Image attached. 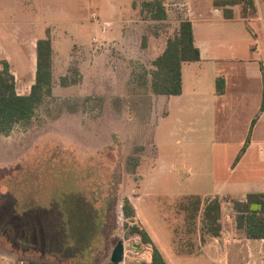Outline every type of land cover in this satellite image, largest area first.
<instances>
[{
    "label": "rangeland",
    "instance_id": "rangeland-1",
    "mask_svg": "<svg viewBox=\"0 0 264 264\" xmlns=\"http://www.w3.org/2000/svg\"><path fill=\"white\" fill-rule=\"evenodd\" d=\"M180 1L0 0V45L10 61L22 64L19 54L29 58L31 46L36 57V35L48 32L54 52L52 96L27 126L0 135L1 256L113 264L121 243V262L136 264L125 252L139 226L174 264L182 256H171V246L185 251L200 237L192 231L202 228L195 199L181 196L212 190L214 137L190 134L186 109L159 123L166 98L145 84L188 20ZM128 8L133 16L125 15ZM163 8L167 18L155 20ZM10 35L24 45L21 52ZM221 201L222 222L237 224L236 200ZM127 203L135 211L130 218Z\"/></svg>",
    "mask_w": 264,
    "mask_h": 264
},
{
    "label": "crops",
    "instance_id": "crops-1",
    "mask_svg": "<svg viewBox=\"0 0 264 264\" xmlns=\"http://www.w3.org/2000/svg\"><path fill=\"white\" fill-rule=\"evenodd\" d=\"M177 4L186 8L184 16L193 25L201 60L183 64L182 94L165 96V112L159 123L174 110L183 113L186 109L189 119L192 113L188 132L197 134L199 140H203V136L214 137L212 190H196L181 196L201 202L199 219L204 206L215 199L222 202L229 198L245 203L249 194H264V0H245L244 3L226 0L224 4H217L219 6L215 0H181ZM239 6H243V15ZM114 11L112 7L111 12ZM125 11V15L134 14L133 9ZM13 37L12 43L21 52L24 45H19ZM39 39L43 38L36 35V45ZM0 46L13 69L18 94H29L37 69L34 47L29 45V58L26 51L19 54L18 61L22 64H14L10 61L9 48ZM218 82L223 83L221 91ZM194 176L201 178L197 172ZM206 197L209 198L206 200ZM219 222L221 229L217 236L204 231L201 223L202 228L197 230L194 226L192 229L200 231V237H195L185 251L171 246V256H182L173 263L264 264V239L248 238L240 232L238 224L226 225L221 219ZM156 248L169 264L165 253Z\"/></svg>",
    "mask_w": 264,
    "mask_h": 264
},
{
    "label": "trees",
    "instance_id": "trees-1",
    "mask_svg": "<svg viewBox=\"0 0 264 264\" xmlns=\"http://www.w3.org/2000/svg\"><path fill=\"white\" fill-rule=\"evenodd\" d=\"M148 6L151 5L148 4ZM162 10V12L153 17L155 20H165L167 18L165 9L163 8ZM36 54L37 69L35 83L27 95L18 94L16 78L11 72V66L7 60L2 61V69L0 70V135L8 136L16 126H27L35 116L38 107L53 94L54 52L49 32L46 38L37 41ZM200 60L201 54L195 45L193 25L189 20H183L180 23L178 32L174 37L168 39L165 50L153 63L154 68L149 72L151 75L150 81L147 79L145 83L149 87V93L156 98L182 94L183 64L186 62H198ZM217 87L221 91L223 83L218 82ZM247 144L248 142L246 143V147ZM246 147L242 150L237 161L245 152ZM195 202L193 210L194 216L197 217L199 216L201 202L198 199ZM253 204L258 205V207L254 209ZM235 205L241 213L237 217L240 232L251 239H264V194H249L245 203L237 201ZM125 214L129 218L135 215V211L129 203L126 204ZM221 214V202L218 199L207 203L201 212L204 229L214 236H217L221 229L219 222ZM134 231L153 250V262L150 264H166L147 231L139 226L134 227ZM31 264L48 263L31 262Z\"/></svg>",
    "mask_w": 264,
    "mask_h": 264
},
{
    "label": "built area",
    "instance_id": "built-area-1",
    "mask_svg": "<svg viewBox=\"0 0 264 264\" xmlns=\"http://www.w3.org/2000/svg\"><path fill=\"white\" fill-rule=\"evenodd\" d=\"M218 11H216L217 13ZM138 241V242H137ZM129 251L125 252L126 256H129L135 261L136 264H150L153 262V250L150 247L146 246V243L143 242L142 237L139 234H136L132 243H128ZM0 264H29L28 261L21 259H7L0 255ZM119 264H125L120 262Z\"/></svg>",
    "mask_w": 264,
    "mask_h": 264
},
{
    "label": "water",
    "instance_id": "water-1",
    "mask_svg": "<svg viewBox=\"0 0 264 264\" xmlns=\"http://www.w3.org/2000/svg\"><path fill=\"white\" fill-rule=\"evenodd\" d=\"M254 209L256 208L255 206L253 207ZM123 259V246L121 243H119L114 250L113 256H112V263L113 264H118L121 262Z\"/></svg>",
    "mask_w": 264,
    "mask_h": 264
}]
</instances>
